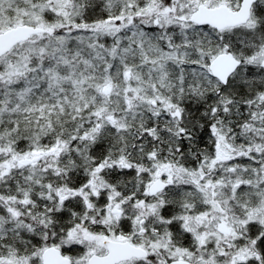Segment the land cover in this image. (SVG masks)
<instances>
[{
  "label": "snow or ice",
  "instance_id": "6c2138e0",
  "mask_svg": "<svg viewBox=\"0 0 264 264\" xmlns=\"http://www.w3.org/2000/svg\"><path fill=\"white\" fill-rule=\"evenodd\" d=\"M0 264H264V0H0Z\"/></svg>",
  "mask_w": 264,
  "mask_h": 264
}]
</instances>
